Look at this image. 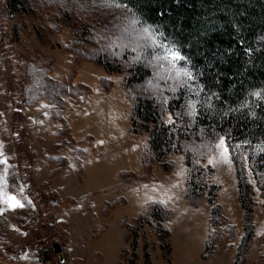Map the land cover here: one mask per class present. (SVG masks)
Here are the masks:
<instances>
[{"label":"rangeland","instance_id":"obj_1","mask_svg":"<svg viewBox=\"0 0 264 264\" xmlns=\"http://www.w3.org/2000/svg\"><path fill=\"white\" fill-rule=\"evenodd\" d=\"M202 7L201 28L219 29L226 13ZM163 28L123 0H0V159L8 161L0 163V264H264L262 121L239 129L201 116V98L209 106L201 68ZM39 61L51 78L80 82L60 98L61 119L52 102L30 103L24 92L27 65ZM262 91L254 85L241 100L264 102ZM138 97L153 98L160 112L169 107L162 117L177 137L170 148L178 141L179 149L170 150L168 168L148 150V130H130ZM186 152L201 166L194 189L205 185L192 202L184 196ZM232 156L252 189V203L242 194L252 223L243 254ZM210 182L223 215L217 226L207 222ZM6 196L25 207L10 209ZM148 201L161 209L143 221L137 213ZM206 234L214 247L205 254Z\"/></svg>","mask_w":264,"mask_h":264},{"label":"trees","instance_id":"obj_2","mask_svg":"<svg viewBox=\"0 0 264 264\" xmlns=\"http://www.w3.org/2000/svg\"><path fill=\"white\" fill-rule=\"evenodd\" d=\"M123 1L132 6L144 18L156 21L164 27L165 32L180 39L182 48L195 62V68H201L197 72L203 74L200 83L208 92L205 103L207 102L209 105L205 104L206 107H203L204 99L201 98L198 105L201 116L213 119L214 125L220 127L224 125L222 123L226 122L235 128L247 129L245 127H249L256 121H262L261 126L262 129L264 128V102L253 101V103L246 104L244 100H241L245 94V99L249 98L248 89L254 85L262 87V93L264 92V0ZM235 1H238V4ZM202 6H209L214 10H222L226 13L221 17L219 29L215 30L214 25L207 29L201 28L204 21L200 15ZM206 47L208 51L203 53V49ZM48 70L49 66L46 65V62L39 61V63L27 65L24 92L27 98L32 100L30 103L39 97L52 102L57 107H53L51 113L55 114V119H61L59 114L60 98L65 95L67 89L80 85V82L66 84L63 81L55 80L50 77ZM129 81L130 79H128ZM133 100L129 111L130 130L147 129L149 132L148 150L153 153V158L157 159L162 167L168 168L169 159H166L170 150L179 149L178 141L175 148H170L171 141H175L177 137L173 133L174 130H171L172 124L164 122L162 117V112L169 107H162L160 112L151 97H138ZM233 102L236 103L232 104ZM216 118H220L221 121L217 122ZM209 123H213V121ZM135 124L138 126L135 127ZM226 139L230 140L228 136ZM190 156L191 154L187 152L184 155L189 174L184 196L187 201L192 202V196L196 197L205 185L197 190L194 189L195 183H197L196 174L201 166L197 159ZM231 159L236 177L237 197L243 208V233L238 247L239 253L243 254L252 236V223L251 208L244 204L242 194L244 188L248 193V204H250L252 203L250 198L252 189L250 183L245 179L240 160L235 161L233 156ZM207 188L209 191H207L206 197L210 203L207 222L217 226L223 215L220 213L219 204L214 199L216 185L210 182ZM158 208L161 209V206L156 201L142 203L137 217L148 221V217L154 214L153 210ZM155 225L159 226V221ZM226 225L230 229L233 227L232 223ZM213 247L214 239H210V236L206 234L202 251L206 254Z\"/></svg>","mask_w":264,"mask_h":264},{"label":"snow or ice","instance_id":"obj_3","mask_svg":"<svg viewBox=\"0 0 264 264\" xmlns=\"http://www.w3.org/2000/svg\"><path fill=\"white\" fill-rule=\"evenodd\" d=\"M172 57L174 59H181L182 57L179 56V54L173 52L172 53ZM221 149H222V153L227 154L229 153V148L226 144V140L225 138H221L219 141V145H218ZM3 154L0 153V156H2ZM227 163H230V159L226 161ZM0 163L3 164H7L8 161L7 159H0ZM211 163V162H210ZM3 202L7 205H9V208L12 210H16V209H21L25 207V204L22 203L20 200H18L15 196H6L3 200Z\"/></svg>","mask_w":264,"mask_h":264},{"label":"crops","instance_id":"obj_4","mask_svg":"<svg viewBox=\"0 0 264 264\" xmlns=\"http://www.w3.org/2000/svg\"><path fill=\"white\" fill-rule=\"evenodd\" d=\"M96 152L94 151H92V153L90 154L89 153V155H87L84 159H83V162H82V164H83V167L85 168V166L88 164V163H93L94 161V159H95V157H96V155L97 154H95ZM222 155V154H221ZM222 157V161H224L223 163H224V166H225V168L227 167L226 166V164H225V162L227 161V159L225 160L224 158H223V155L221 156ZM179 158V157H178ZM179 160V159H178ZM180 161V160H179ZM135 162H136V164H135ZM176 162H177V160H176ZM232 163V162H231ZM228 164V163H227ZM230 164V163H229ZM137 165H138V159L137 160H135L134 161V164L132 165V167H137ZM227 169V168H226ZM225 169V170H226ZM154 197V196H153ZM152 197V198H153ZM156 198V200L160 203V204H162L163 205V202L161 201V198H158V197H155Z\"/></svg>","mask_w":264,"mask_h":264},{"label":"water","instance_id":"obj_5","mask_svg":"<svg viewBox=\"0 0 264 264\" xmlns=\"http://www.w3.org/2000/svg\"><path fill=\"white\" fill-rule=\"evenodd\" d=\"M51 245H52L53 251L57 252V251L60 250V246H59V244L56 241H52Z\"/></svg>","mask_w":264,"mask_h":264}]
</instances>
